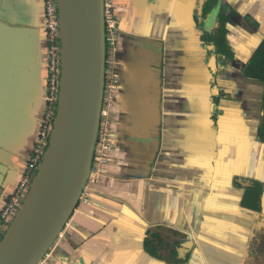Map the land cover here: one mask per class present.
Instances as JSON below:
<instances>
[{
  "label": "crops",
  "instance_id": "obj_1",
  "mask_svg": "<svg viewBox=\"0 0 264 264\" xmlns=\"http://www.w3.org/2000/svg\"><path fill=\"white\" fill-rule=\"evenodd\" d=\"M105 7L116 84L98 140L110 146L41 264H264V82L244 76L264 0ZM44 12V0H0V215L42 143Z\"/></svg>",
  "mask_w": 264,
  "mask_h": 264
},
{
  "label": "water",
  "instance_id": "obj_2",
  "mask_svg": "<svg viewBox=\"0 0 264 264\" xmlns=\"http://www.w3.org/2000/svg\"><path fill=\"white\" fill-rule=\"evenodd\" d=\"M62 75L53 132L33 184L0 241V264H40L78 208L106 91L105 0H58Z\"/></svg>",
  "mask_w": 264,
  "mask_h": 264
},
{
  "label": "built area",
  "instance_id": "obj_3",
  "mask_svg": "<svg viewBox=\"0 0 264 264\" xmlns=\"http://www.w3.org/2000/svg\"><path fill=\"white\" fill-rule=\"evenodd\" d=\"M44 28L46 30V42L48 44V52L46 55L47 63V82L46 90L44 95V100L46 103V110L43 113L41 120V139L42 143L38 145L37 149L34 151V156L28 166L26 175L24 177L23 183L20 189L15 193L11 202L6 206L2 214L0 215V241L6 234L7 230L15 220L18 215L23 202L26 198L25 195L28 194L33 181L37 175L39 167L42 163L45 151L47 149L48 143L50 141L56 112L60 97L61 89V75H62V56H61V30H60V18H59V5L58 0H44ZM106 16V44L108 47H113L115 45L114 32L115 21L111 18V14L105 8ZM109 62L107 63V65ZM108 73L106 72V82L110 84V87L116 84L114 77L108 79ZM105 98L103 105V114L105 107ZM108 106H111V101H108ZM109 142L107 139L98 140L96 150L100 147L105 150L109 147ZM95 150V152H96ZM84 195V194H83ZM83 198V196H82ZM81 198V199H82Z\"/></svg>",
  "mask_w": 264,
  "mask_h": 264
},
{
  "label": "trees",
  "instance_id": "obj_4",
  "mask_svg": "<svg viewBox=\"0 0 264 264\" xmlns=\"http://www.w3.org/2000/svg\"><path fill=\"white\" fill-rule=\"evenodd\" d=\"M222 32L221 30V34ZM244 76L264 82V44L261 45L251 63L245 68Z\"/></svg>",
  "mask_w": 264,
  "mask_h": 264
},
{
  "label": "rangeland",
  "instance_id": "obj_5",
  "mask_svg": "<svg viewBox=\"0 0 264 264\" xmlns=\"http://www.w3.org/2000/svg\"><path fill=\"white\" fill-rule=\"evenodd\" d=\"M60 44H61V40H60ZM41 264V263H40Z\"/></svg>",
  "mask_w": 264,
  "mask_h": 264
}]
</instances>
